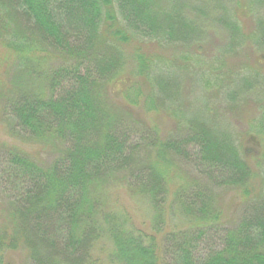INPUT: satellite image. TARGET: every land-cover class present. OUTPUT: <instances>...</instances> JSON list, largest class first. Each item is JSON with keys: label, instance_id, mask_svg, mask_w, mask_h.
<instances>
[{"label": "trees", "instance_id": "obj_1", "mask_svg": "<svg viewBox=\"0 0 264 264\" xmlns=\"http://www.w3.org/2000/svg\"><path fill=\"white\" fill-rule=\"evenodd\" d=\"M158 5L152 0H0V67L4 62L5 73L11 71V87L0 84V103L16 122V135L65 144L50 164L9 147L2 163L12 202L9 215L2 216L0 252H16L27 264H264V167L260 200L245 207L221 248L201 255L202 239L219 219L204 192L181 185L172 206L178 205L186 223L172 225L163 193L172 186L169 173L178 144L149 137L157 150L148 158L122 139L129 123L124 119L146 127L136 114L143 102L154 104L148 111L165 107L155 85L162 70L135 43L140 38L186 43L162 36ZM131 45L139 75L146 82L151 77L147 99L124 76V49ZM121 100L127 104L117 105ZM201 124L193 123L189 138L203 157L199 170L225 175L224 183L247 197L253 183L249 158L232 140ZM123 182L131 200L138 197L153 208V219L139 223L143 227L135 212L115 210L106 192Z\"/></svg>", "mask_w": 264, "mask_h": 264}, {"label": "rangeland", "instance_id": "obj_2", "mask_svg": "<svg viewBox=\"0 0 264 264\" xmlns=\"http://www.w3.org/2000/svg\"><path fill=\"white\" fill-rule=\"evenodd\" d=\"M152 1L157 2L161 9H156V18L162 28V36L172 40L182 39L186 43L162 38L158 39L159 44L142 38L139 43H135L143 45L144 51L153 58L156 67L162 70V77L155 85L161 92L160 97L165 102V107L157 104L156 111H148L152 110L154 104L151 102L148 106V102H143L136 114L141 116L146 127H137L139 124L124 119L129 123L126 124L127 129L122 139L129 146L140 148L143 151L140 156L148 158L157 150L149 137L156 136L162 141L178 144L179 151L172 156L173 163L169 173L172 174V186L166 187L163 194L168 195L166 207L173 212L172 225L176 227L186 223L178 205L172 206L177 188L185 185L189 191L196 189L205 193L206 202L216 213L219 224H214L212 232L202 239L200 252L203 255L221 248L227 230L239 225L245 214V207L251 200L259 201L262 194L264 7L260 6L262 0ZM234 24L240 27L237 33H234ZM133 47L131 45L124 49L123 62L127 63L124 76L137 85L140 93L147 99L151 92L148 85L151 77L146 82L139 75L132 60ZM5 70L3 62L0 67V84L11 87V71L5 73ZM247 87L251 91L245 92ZM232 97L237 98L234 101ZM152 100L155 98L152 97ZM122 101L117 105L127 104ZM3 106L0 103V228L4 224L5 214L9 215L8 204L12 202L6 177L3 176L2 163L9 147L21 149L32 160L44 164L56 161L65 148L61 141L53 145L40 144L27 136L24 140L16 135V122L10 118L9 109ZM194 122L202 123V127L206 125L205 129H211L229 141L232 140L236 149L249 158L253 183L247 197L242 194V189L224 183L225 175L204 174L199 170L198 166H201L203 160V157H198L199 146L189 143L190 131L196 130L191 128ZM128 191L125 182L106 190L110 200L115 203V210L120 213L135 212L138 225L140 222L149 223L153 219V208L138 197L132 196L131 200ZM0 264H27V261L16 252H0Z\"/></svg>", "mask_w": 264, "mask_h": 264}]
</instances>
